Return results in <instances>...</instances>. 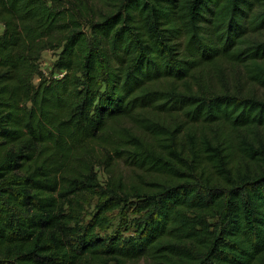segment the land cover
<instances>
[{
  "label": "trees",
  "instance_id": "1",
  "mask_svg": "<svg viewBox=\"0 0 264 264\" xmlns=\"http://www.w3.org/2000/svg\"><path fill=\"white\" fill-rule=\"evenodd\" d=\"M0 25V264H264V96L209 82L264 87V0H0ZM115 161L148 179L103 186Z\"/></svg>",
  "mask_w": 264,
  "mask_h": 264
},
{
  "label": "rangeland",
  "instance_id": "2",
  "mask_svg": "<svg viewBox=\"0 0 264 264\" xmlns=\"http://www.w3.org/2000/svg\"><path fill=\"white\" fill-rule=\"evenodd\" d=\"M1 30H2V25H0V31ZM57 54L58 52L53 50H45L43 52L42 67L47 73L54 72L53 63L57 57ZM221 73L220 75L217 76V79L213 78L212 80H209L210 84H213L214 86H218L219 88L223 85V83H227L230 86L240 85V87H243L244 89L254 90L259 95L264 96V87L256 86L255 84H253L247 78V76L242 72V70L232 66L230 67L222 66ZM151 119L159 121L165 126H169L170 129L176 127V124L181 121L180 117L174 118L172 115L167 116L164 120L157 116H153ZM137 124L138 123H136L133 118L125 117L117 122L116 131H111L110 133L112 137L115 138H117L121 134H125V131L130 133L140 134L141 131ZM146 137H144V140L150 139V136L148 137L146 135ZM95 168L99 182L103 186H107V184L109 183L113 184V182H117V180H120L123 183H128L131 185L132 183L135 182L139 183L143 179L146 180L149 177L148 172L145 173L143 170L135 166H131L125 163L124 161H120V162L115 161L113 167L106 166L104 164H98ZM96 200L97 197H94L93 200H91L85 205L86 220L89 219L90 212L94 210V203L96 202ZM112 216L114 218L113 226L109 228L108 230L109 232L115 229L118 225L121 226L123 225L127 226L126 224L129 225L130 220L133 217V213L130 212L127 215L126 212L115 210L112 212ZM126 233L130 234L131 231H128ZM127 264H165V263H163L162 259L160 258H153L150 255L145 254L140 258L128 261Z\"/></svg>",
  "mask_w": 264,
  "mask_h": 264
}]
</instances>
